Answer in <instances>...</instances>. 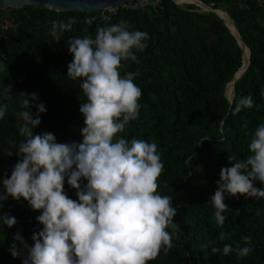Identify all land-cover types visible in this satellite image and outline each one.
Here are the masks:
<instances>
[{"label":"trees","instance_id":"trees-1","mask_svg":"<svg viewBox=\"0 0 264 264\" xmlns=\"http://www.w3.org/2000/svg\"><path fill=\"white\" fill-rule=\"evenodd\" d=\"M225 11L249 48V64L235 81L232 102L225 86L242 63V48L223 20L212 11L200 10L193 3L178 5L162 0L159 7L144 9L121 7L109 19L99 13L36 8L0 9L13 26L0 25V105H7L0 119V193L2 180L10 178L19 157V145L25 140L19 133L24 123L21 113H37L43 103L46 112L34 134L51 132L58 143L81 142L84 117L79 109L86 97L81 78L67 75L73 56L68 51L71 37H95L100 27L125 20L128 30L145 31L146 48L136 51L137 61H124L121 75L138 73L134 83L141 89L140 111L131 121L123 138L155 142L164 165L159 177L161 195H171L176 209L169 227L173 248L161 250L149 264H264V198L228 197L223 226L215 221V209L209 202L217 190L220 171L230 167L228 156L246 159L252 155L249 144L256 128L264 123V1L200 0ZM96 16L92 23L89 17ZM78 23L55 41L50 34L53 21ZM230 86V85H229ZM229 86L226 94H228ZM7 87H11L8 92ZM36 93L38 99L30 97ZM29 98L31 109L21 101ZM251 95L254 106L234 114V105L242 96ZM86 184V181H82ZM257 188L264 184L255 182ZM69 198L78 200L76 190L64 183ZM0 215L14 216L17 223L0 225V264H22L23 256L13 258L9 247L19 233L31 246L34 231L42 230L27 201L8 197ZM225 240L219 241L220 233ZM250 237V242L244 237ZM250 247L247 257L237 258L212 253V247ZM19 246V245H18Z\"/></svg>","mask_w":264,"mask_h":264},{"label":"clouds","instance_id":"clouds-1","mask_svg":"<svg viewBox=\"0 0 264 264\" xmlns=\"http://www.w3.org/2000/svg\"><path fill=\"white\" fill-rule=\"evenodd\" d=\"M93 20L89 17L85 22ZM76 23L75 17L53 21L50 34L60 41L61 33L70 32ZM148 39L147 32L129 31L127 21L120 20L98 28L94 38L86 35L67 41L73 56L67 75L83 80L86 97L79 109L84 117L81 142L58 143L51 132L34 134L40 114L46 112L43 103L35 105V114H20L24 123L18 130L25 140L19 145V159L10 178L2 180L0 202L8 197L27 201L33 211L41 213L36 220L43 226L33 232L31 246L19 233L13 237L9 252L13 258L23 256L22 264H149L161 250L167 253L173 248L167 229L177 228L173 222L176 209L171 195L158 191L164 171L158 146L120 135L138 118L142 97L134 83L139 74L121 75L120 70L124 61H137L136 51L142 52ZM6 90L11 92V87ZM30 99L35 102L37 94L32 93ZM21 103L26 109L32 107L27 96ZM253 106L251 95L242 96L233 111ZM6 113L7 105H0V119ZM249 150L252 155L246 159L228 156L231 166L220 171L217 190L209 201L220 226L226 220L222 213L229 208L225 194L264 198V189L255 186L256 181L264 184V123L256 128ZM66 178L78 200L66 194ZM16 223L14 216L0 215V225L11 228ZM225 238L222 232L218 236L221 242ZM243 239L250 242V237ZM251 251L230 243L222 250L212 247V253L228 256L235 252L238 259Z\"/></svg>","mask_w":264,"mask_h":264},{"label":"water","instance_id":"water-1","mask_svg":"<svg viewBox=\"0 0 264 264\" xmlns=\"http://www.w3.org/2000/svg\"><path fill=\"white\" fill-rule=\"evenodd\" d=\"M129 1L130 0H0V9L22 8L26 5H31L36 8H47V9H52V10H57V11L58 10H62V11L71 10V11H81V12H86V13H94V12L96 13L104 9H118V8L124 7V5ZM192 1L200 3L204 7L203 11H212L216 13L218 17H220L223 20L224 24L228 27L230 32L237 39V42L243 51L242 59H243V54H244V48L248 49V58H249V48L246 46L245 41L243 37L240 35L234 22L230 19V21L232 22L234 26V29L232 30L230 26L227 24V22L225 21V19L218 13V9L212 8L210 5H207L200 0H192ZM197 3H193V4L199 7L200 5H198ZM248 64H249V60L243 72L246 70ZM241 67H242V63H241V66L234 73L231 81L228 82L225 86V95L227 96L230 103L232 102V97L229 98V96L226 94V88L228 84H230L231 82H233V86H234V82L243 74L242 73L239 75V71L241 70Z\"/></svg>","mask_w":264,"mask_h":264},{"label":"built area","instance_id":"built-area-1","mask_svg":"<svg viewBox=\"0 0 264 264\" xmlns=\"http://www.w3.org/2000/svg\"><path fill=\"white\" fill-rule=\"evenodd\" d=\"M161 1L162 0H130L124 5V7L128 9H144L147 6L159 7L161 4ZM257 1L263 2L264 0H257ZM115 10L116 9H104V10H100L97 13H99V17L102 20H106V19H109L110 16L115 13ZM93 17L94 19L96 18V16H93ZM0 25L3 27L13 26L11 21L7 18H4L3 22L0 23Z\"/></svg>","mask_w":264,"mask_h":264},{"label":"bare ground","instance_id":"bare-ground-1","mask_svg":"<svg viewBox=\"0 0 264 264\" xmlns=\"http://www.w3.org/2000/svg\"><path fill=\"white\" fill-rule=\"evenodd\" d=\"M175 2L177 4H182V5H183V3H197V2L192 1V0H175ZM197 4L200 5L199 7H201L202 9L204 8L200 3H197ZM218 13L225 19L227 24L233 30L234 26H233L232 22L230 21V18L228 16V14L225 11L219 10V9H218ZM248 60H249V58H248V49L244 48V54H243V59H242V67H241V70L239 71V75L243 73V70L245 69ZM228 86H229V84H228ZM228 86H227V88H228ZM227 88H226V92H227ZM233 89H234L233 82H231L230 86H229V91H228V94H227L229 96V98L232 97Z\"/></svg>","mask_w":264,"mask_h":264},{"label":"rangeland","instance_id":"rangeland-1","mask_svg":"<svg viewBox=\"0 0 264 264\" xmlns=\"http://www.w3.org/2000/svg\"><path fill=\"white\" fill-rule=\"evenodd\" d=\"M184 4H189V3H183V5H184ZM178 5H181V6H182V4H178ZM200 10H203V9L200 7ZM229 85H230V84H229Z\"/></svg>","mask_w":264,"mask_h":264}]
</instances>
